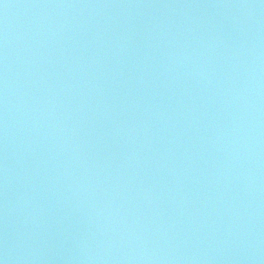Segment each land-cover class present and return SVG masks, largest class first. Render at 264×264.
<instances>
[{
  "label": "water",
  "instance_id": "95a60500",
  "mask_svg": "<svg viewBox=\"0 0 264 264\" xmlns=\"http://www.w3.org/2000/svg\"><path fill=\"white\" fill-rule=\"evenodd\" d=\"M0 264H264V0H0Z\"/></svg>",
  "mask_w": 264,
  "mask_h": 264
}]
</instances>
